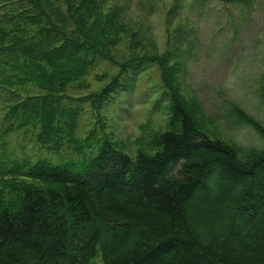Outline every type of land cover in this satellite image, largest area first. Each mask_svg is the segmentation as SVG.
I'll return each instance as SVG.
<instances>
[{"label": "trees", "instance_id": "16d2710c", "mask_svg": "<svg viewBox=\"0 0 264 264\" xmlns=\"http://www.w3.org/2000/svg\"><path fill=\"white\" fill-rule=\"evenodd\" d=\"M122 12L107 0H0V92L13 95L0 101L3 135L33 130L47 150L80 157L0 169V186L17 191L0 198V264H264V125L233 104L261 146L206 128L179 90V61L149 51ZM101 58L118 67L113 78L68 95ZM153 64L168 120L156 150L131 155L109 139L92 148L94 129L80 138L73 103L98 108L131 85L122 74Z\"/></svg>", "mask_w": 264, "mask_h": 264}, {"label": "rangeland", "instance_id": "374dc122", "mask_svg": "<svg viewBox=\"0 0 264 264\" xmlns=\"http://www.w3.org/2000/svg\"><path fill=\"white\" fill-rule=\"evenodd\" d=\"M107 2L122 9L128 25L143 33L149 51L169 52L179 61V90L188 101L200 106L198 118L206 128L241 147L262 145L257 132L248 124L236 123L230 110L236 104L264 125V0ZM171 7L175 8L167 14ZM117 71L116 65L101 58L86 75L70 84L67 94L81 98L99 92ZM160 75L156 64L149 65L135 77L122 74L119 81L131 85L126 90L118 89L100 107L88 101L73 103L81 107L77 130L80 138L94 129L98 141L92 148L109 139L131 155L138 149L154 152L158 134L168 126L166 108L155 105L159 94L166 90ZM12 97L0 92V101ZM2 128L0 120V169L9 168L14 161L34 163L45 159L57 164L80 158L68 145L57 152L47 150L36 141L33 130L3 135ZM16 197L17 191L0 186L1 199Z\"/></svg>", "mask_w": 264, "mask_h": 264}]
</instances>
